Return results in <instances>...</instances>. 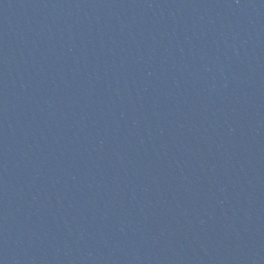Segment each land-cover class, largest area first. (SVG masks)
Returning <instances> with one entry per match:
<instances>
[{
  "label": "water",
  "instance_id": "95a60500",
  "mask_svg": "<svg viewBox=\"0 0 264 264\" xmlns=\"http://www.w3.org/2000/svg\"><path fill=\"white\" fill-rule=\"evenodd\" d=\"M0 264H264V0H0Z\"/></svg>",
  "mask_w": 264,
  "mask_h": 264
}]
</instances>
